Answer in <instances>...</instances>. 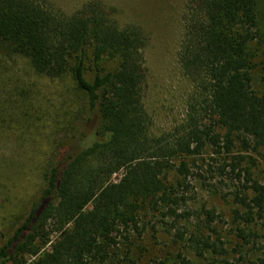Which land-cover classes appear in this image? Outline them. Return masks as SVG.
<instances>
[{
	"label": "trees",
	"instance_id": "obj_1",
	"mask_svg": "<svg viewBox=\"0 0 264 264\" xmlns=\"http://www.w3.org/2000/svg\"><path fill=\"white\" fill-rule=\"evenodd\" d=\"M263 18L264 0L186 1L179 59L194 86L190 111L182 128L154 134L144 104L143 26L121 25L102 0L70 13L49 0H0V45L83 97L76 107L82 116L69 121L71 133L50 153L27 208L0 230V264H127L145 257L148 225L158 231L169 216L175 224L190 219L188 208L179 211L191 186L187 157L208 146L232 154L237 143L242 149L230 169L220 167L239 182L237 242L226 245L215 222L221 214L211 208L202 209L201 227L184 224L174 242L188 231L196 255L221 257L206 264H264V173L238 166L243 151L264 157V94L252 72L264 45ZM185 253L179 250L174 264H194ZM144 264L167 263L156 257Z\"/></svg>",
	"mask_w": 264,
	"mask_h": 264
},
{
	"label": "rangeland",
	"instance_id": "obj_2",
	"mask_svg": "<svg viewBox=\"0 0 264 264\" xmlns=\"http://www.w3.org/2000/svg\"><path fill=\"white\" fill-rule=\"evenodd\" d=\"M49 1L70 13L88 0ZM102 1L113 10L121 25L134 22L143 26L148 34L144 48L148 69L144 104L152 118V132L160 134L182 128L194 92L193 83L179 59L187 0ZM252 72L254 88L264 94V45L259 46ZM78 92L67 80L37 74L23 55L9 53L0 45V230L12 220L13 213L27 208L50 153L71 133L69 121L74 123L82 116L76 108L83 98ZM238 149H242L239 143L232 154L238 155ZM243 152L245 158L238 166H250L254 176L264 173V157L252 150ZM232 154H219L208 146L200 154L187 157L191 186L187 206L183 205L179 211L188 208L192 212L190 219H181L175 224L169 216L166 222L157 223L158 231L148 225L141 244L149 247V251L145 257H136L135 262L127 264H144L156 257L174 264L179 250L185 251L194 264L221 258L209 252L204 256L196 255L195 243L188 241V231L183 240L174 242L176 231L184 229V224L191 229L201 227L203 208L221 214L215 222L222 229L226 245L233 247L237 242L232 231L233 210L237 207L234 192L239 182L229 174L220 173L222 166L230 169ZM251 156L256 158L254 163ZM121 175L120 171L114 177Z\"/></svg>",
	"mask_w": 264,
	"mask_h": 264
}]
</instances>
